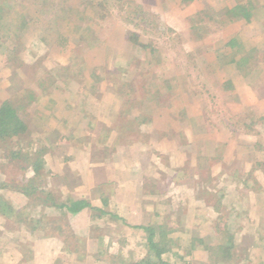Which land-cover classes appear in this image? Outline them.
I'll return each instance as SVG.
<instances>
[{
    "label": "rangeland",
    "instance_id": "374dc122",
    "mask_svg": "<svg viewBox=\"0 0 264 264\" xmlns=\"http://www.w3.org/2000/svg\"><path fill=\"white\" fill-rule=\"evenodd\" d=\"M7 103L22 122L0 131V264H264V0H0V109ZM198 130L206 145L221 137L205 157L218 168L206 183L215 197L189 169ZM118 132L142 156L130 154L123 179L79 168L83 150L107 161ZM185 135L193 150L175 159ZM175 170L185 192L160 203L154 250L136 224L96 210L84 227L82 206L67 207L101 189L153 207L146 201L167 194L161 175ZM183 196L202 205L177 214L212 221L216 211L224 228L164 218Z\"/></svg>",
    "mask_w": 264,
    "mask_h": 264
},
{
    "label": "crops",
    "instance_id": "0c3cea01",
    "mask_svg": "<svg viewBox=\"0 0 264 264\" xmlns=\"http://www.w3.org/2000/svg\"><path fill=\"white\" fill-rule=\"evenodd\" d=\"M84 120L85 119L83 118V121ZM82 127L86 128L85 125ZM85 130L86 129L77 130V134L80 135V133L84 132ZM199 130L197 133L198 134V141L196 142V143H198V148L196 150H194L196 152V155H197V156H195V158H197V160H196V162H193L192 164H191V161H188L189 167H190L189 169L191 171H193V167H194V170H196V173L192 172V174L194 173V181H195V174L198 176L199 184H202L200 188L205 187V189H203L202 191H206L208 193H211V194H209L210 197H215L217 193L215 194L211 188L207 187L206 183L210 184L211 182H215L216 179L213 176L218 175V168L216 166V162H212V163L205 162L206 161L205 157L207 156L208 153L210 154L211 151L215 150L216 146L214 144H216L217 142L219 143V139H221V137H217L213 141L210 140V144L206 145L208 143L206 138H208V140H209L210 137L208 136V134H207V136H205L206 134L203 133L202 131H199ZM174 133L178 134L176 132H174ZM187 133H188V130H187ZM84 135H89V131L87 130L86 134H84ZM121 135H122V133L118 132V138H117L118 139L117 140V146L118 147H117V149H115L111 152V154L107 158V161H105V162L103 161L104 164H109L108 167L103 166L102 165L103 163H101V162L99 163L95 159H93L94 157L91 154H94V153L91 152L92 150L90 152L88 151L89 153L86 150H83L81 153H79V158H80V162H83V164H85V165L81 166V167L79 166V168L84 167L85 169H87L89 171V169L93 170L95 168V166H99L100 168H103L105 170L104 171L105 173H111L112 174L114 171H117L123 179V175H124L125 170L127 168L126 167L127 158H131L130 154H133L135 156L134 162H136V159L140 160L142 158V156L140 157V153L138 152L140 150H138L136 148V145H133V147H127L126 146V140L121 138ZM176 136L179 137V135H176ZM210 136L215 137L214 132ZM185 137L188 139V142H186V144L188 146H184V142L179 143V145H181V146H180L179 150L174 152L175 159L180 160V158H184L181 155L185 154V153H187L188 157H189L190 151L193 150V149H191V146H189L190 141H189L188 136L185 135ZM190 137L192 139L193 135L191 134ZM88 138L89 137H87V139ZM173 147H177V146H173ZM238 153H240L242 155H244V154L247 155L248 153H251V152L248 151V149H244L243 147H239ZM115 157H116L117 161L113 160V159H115ZM207 159H210V157H207ZM195 163H197V164H195ZM173 166L174 165H171L170 168H172ZM178 166H179V164L176 165V167H178ZM187 166H188V164H187ZM237 167H240V166L237 165ZM129 168H131V167L128 166V169ZM181 168L184 169L185 166H181ZM205 169L212 170L208 180H205L204 176L202 175L203 170H205ZM170 170H174V169H170ZM213 171H215V172H213ZM177 173H178L177 170H175L172 173V179H170V177L166 178L170 174H165V177L163 175H161L162 179H165V181L161 182L160 184L164 185L167 188V194L165 196H164V194H162L163 196H161V198H160L159 196H156V192H154L156 197H154L150 201H146V202H153V205H154L153 207L143 205V203L142 204L140 203V202H143L142 201V199H143L142 194L139 197L138 196L135 197V195H132V197H134V198H131V196L130 197L127 196L126 199L125 198L120 199L117 194L112 195V196L107 195L104 193L103 189H101L100 198H97V197H90L88 194L89 191L86 190V193L88 195L85 194L84 197H81L80 199H78L81 202V203L80 202L79 203L82 206V208L80 210L82 211V214L83 213L85 214L84 215L85 218H83L84 227H91V224H92V221L90 219L91 213H92V217L94 219V215H95L94 211L97 210L99 214L101 212H103L105 214H110L111 215L110 217H113V216L117 217L118 220L125 223L126 227L123 226V229L126 228V230H127L128 227H131V224H136L132 228L137 229V231H140V230L144 231L145 230L149 234L151 231L158 232L159 231V228H158L159 225L157 224V222L155 220L157 219V215L162 213L161 208H160V203L162 201H165L166 199H164V198L165 197L167 198V196H168L169 201L173 202L176 198L173 195V191H175L177 193V195H178L177 198H181L182 194L185 192L184 189H183V191H181V188H182V185L185 184L186 180H184L182 183L181 182L182 178L181 179L177 178L178 177ZM175 177L178 180V182L174 181ZM91 181L94 182L93 179H91ZM107 182H112V181L109 179V180H107ZM128 183L132 184V181L131 180H127V181L123 180L119 184L122 185V187H125ZM98 184L101 185V183H98ZM134 186H139V184L134 185ZM121 190H119V192H122ZM219 192H222V191L221 190L218 191V196H220V194H221ZM132 193H136L138 195V193H140L138 191V187H136V190L132 191ZM249 196H250V198L248 199V203L256 202L258 205V199L255 198L257 195H255V197H254L253 194H250ZM149 197L151 198L152 196L149 195ZM183 201H184V203L180 204V205H182L181 208H178V210L175 209V211L173 213H171L170 215H165L164 218H167L168 216H173L174 214H177L179 212V210H181V209L185 210L187 207L192 205V202H193V204H198V206L202 205L200 203L201 198H199V197H196L195 200H191L190 196H183V200L181 201V203ZM263 202H264V196H261L259 203H263ZM71 203H73V202H71ZM115 203H117V206H115ZM250 207L252 209L251 212H253L252 206H250ZM220 208L222 209V205L220 206ZM257 212H258V210L256 211V214H258ZM72 213H74V212H72ZM179 214H177V215H179V217H181V218L194 219L192 221L194 226H195L196 222H199L201 220L202 221L206 220L207 225H209V224L214 225L215 224L218 226L220 223V217H221L216 213V211H214L213 214L211 215V217L213 219L212 221H211V219L206 218V217H209L208 215L204 216V218H202L204 214L199 213L198 211L195 212L193 210L192 211L188 210V212L185 211V212H182ZM143 217H149L150 219L148 221L154 219L153 222L149 224L150 228H149V226H147V224H145V226H147L145 228L143 227V224H141L144 220ZM218 227H220L221 229L224 228L223 226H218ZM147 240H148V237H147ZM201 253L203 254V252H201ZM204 258H206L205 255H204Z\"/></svg>",
    "mask_w": 264,
    "mask_h": 264
},
{
    "label": "trees",
    "instance_id": "16d2710c",
    "mask_svg": "<svg viewBox=\"0 0 264 264\" xmlns=\"http://www.w3.org/2000/svg\"><path fill=\"white\" fill-rule=\"evenodd\" d=\"M16 107H14L12 104H4V106H2V108L0 109V131L4 129L5 126L9 127L11 126L13 123H21V119L20 117L17 115V112H16ZM14 132H16V130H14ZM36 157H34V159H28L30 160V165H32L34 167V163L36 162ZM32 160V161H31ZM36 169V167H35ZM29 194V193H27ZM80 201H76V202H73L71 203L69 206H67L69 208V210H71L72 212H75V211H78V208L81 207V202L79 203ZM80 205L79 207H77L76 205ZM61 206H65L64 204L63 205H60L59 207ZM154 236V232L151 231L149 236H148V241L149 243L152 245L151 247L149 246L150 249L154 250L156 249V246L158 247V244L153 242L152 241V237ZM157 252V255L159 256V253L161 252L159 250V248L156 250ZM142 262L138 261L137 263L135 264H141Z\"/></svg>",
    "mask_w": 264,
    "mask_h": 264
}]
</instances>
